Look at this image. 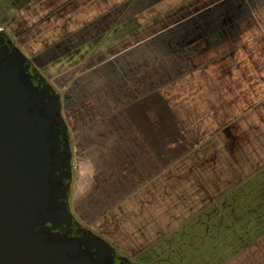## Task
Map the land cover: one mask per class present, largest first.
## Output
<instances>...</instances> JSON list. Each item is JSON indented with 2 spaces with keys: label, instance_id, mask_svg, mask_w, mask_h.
I'll list each match as a JSON object with an SVG mask.
<instances>
[{
  "label": "crops",
  "instance_id": "0c3cea01",
  "mask_svg": "<svg viewBox=\"0 0 264 264\" xmlns=\"http://www.w3.org/2000/svg\"><path fill=\"white\" fill-rule=\"evenodd\" d=\"M25 1L9 3L6 9H0V17L11 11L21 12ZM177 1L180 2L178 6H183L184 0H31V6L35 5L29 11L32 22L25 24L30 31L18 30V34L27 52H39L37 63L53 69L56 75L59 74L56 71L59 60L79 57L78 53L85 49L81 53H84L81 57L85 61L60 72L64 75L62 78L68 80V83L64 81L62 94L64 118L73 137L78 135L80 138V151L83 152L81 139H85L86 144L84 154L79 153V188H94L95 193L92 192L94 189L90 190L93 202H97V195L107 196L103 201L112 203V206H120L122 202L132 199L133 203L143 207L155 202L157 197L165 198L168 195V201L172 203L174 200L172 206L176 212L178 206L181 210L183 203L188 201L190 206L186 220H192L189 224L193 225L207 214L214 213L216 203L223 204L221 209L225 207L223 201L227 198L223 191L228 190L231 184L223 175L226 176V171L241 175L246 157L251 155L247 154V145H250L249 137L255 129L247 125L248 116L254 115L257 122L264 123V0H206L213 9L219 3L227 5L224 6L225 14L221 13L223 20L230 18L238 27L239 47L233 51H223L221 69L224 78L236 75L239 97L232 101L234 98L231 100L230 95H223L222 106L218 107L231 106L237 108V112L229 114L222 110L221 115L214 110L209 112L203 118L208 116L217 125L211 131L202 129L200 133L182 131L183 110L178 116L166 114L168 109L162 98L158 101V113L151 110L150 97L146 98L151 89V70L145 76L142 69L137 71L135 67L132 68L130 45H127L129 42H141L145 47V42L150 38L147 39L148 35L145 34L135 35L132 28L135 21L143 23L144 28L149 30L150 24L142 22L145 12L155 7L166 8L168 4L171 7ZM43 13L48 15L47 19L38 22ZM211 24L214 26V22L208 23V26ZM120 41L125 49H114ZM250 43H253L252 48ZM236 57L237 64H233L232 60ZM104 58L107 60L99 63L101 61L98 60ZM90 59L98 61V64L95 67L90 64L80 70ZM76 68V78H69L70 72L74 73ZM95 75L99 78L91 81ZM62 78L54 83L59 84ZM136 80L140 84L139 97L143 99L132 102ZM227 85L230 86V83ZM223 87L227 88L225 85ZM200 93L198 88L191 101L196 105L199 101L207 102L208 107H216L218 96L215 98L212 95V99L206 98V101ZM176 103L181 106L184 101L177 98ZM221 123L224 127L220 126ZM230 127L234 131H230ZM256 130L264 135V124L256 127ZM259 146L262 149L261 141ZM206 170L210 171V178H204L208 175ZM250 174H243L245 181ZM187 179H191L189 194L183 193V182ZM238 179L241 181L240 177ZM200 180L205 182L201 187ZM197 201L201 205H197ZM216 212L218 216L222 215L220 210ZM80 218L83 221L81 215ZM151 218L154 220L153 213L147 219ZM149 223H143V228L149 226L153 230L154 223ZM108 226L100 225V229L95 228L93 232L118 251L108 236ZM153 234L156 231L153 230ZM247 245L244 243L239 250L247 248Z\"/></svg>",
  "mask_w": 264,
  "mask_h": 264
},
{
  "label": "rangeland",
  "instance_id": "374dc122",
  "mask_svg": "<svg viewBox=\"0 0 264 264\" xmlns=\"http://www.w3.org/2000/svg\"><path fill=\"white\" fill-rule=\"evenodd\" d=\"M13 1L15 0H0V9H6L7 5ZM204 2L207 3L206 0H184L183 6H178L180 2L177 1L171 7L168 4L166 8L155 7L149 12H145L142 22L150 24L149 30L145 29L143 23L141 24L138 20L135 21L132 28L135 35L145 34L150 40L145 42V47L141 42L127 44L130 45L132 68L135 67L137 71L142 69L145 76L149 73L148 70H151L149 75L151 79L150 94L146 96L145 93L147 99L150 97L151 110L154 109V113H158L160 98L166 102L168 109L166 114L178 116L183 110L182 120L184 122L181 123V129L184 132L191 130L200 133L202 129L211 131L217 124L213 123L214 120L209 119L208 116L206 118L203 116L213 110L218 115L222 114V110L229 114L237 112V108L226 106L222 109L218 105L222 106L221 99L225 94L230 95L231 100L234 98L232 101H236V98L239 97L238 87L235 85L237 83L236 75L231 74L224 78L221 69L224 60L223 51L227 52L230 49L233 51L239 47L238 27L234 25L235 21L230 18L223 20L221 13L225 14L224 6L227 5L219 3L213 9L209 3L202 4ZM209 13H214V15ZM212 22H214V26L212 24L208 26V23ZM3 27L5 34L9 35V27L6 25ZM120 34L122 33L120 32ZM123 44L120 41L114 46V49L124 50ZM252 47L253 43H250V48ZM24 49L27 50V47ZM82 52L78 53L79 57L59 60L56 65L58 66L56 71L59 73L57 75L52 72L53 69L49 70L45 66L41 72L45 77L57 82L64 76L60 72L69 67L73 68L78 62L85 61L83 60L85 58L81 57L84 55V53L81 54ZM22 53L25 56V52ZM106 60L104 58L98 61L102 63ZM98 61L90 59L86 65L78 68L81 70L90 64L95 67ZM237 61L236 57L232 63L237 64ZM119 62L122 64V60ZM78 68L66 77L76 78L77 75L74 76V74L77 73ZM92 77L91 81L99 78L96 75ZM59 81L61 82L56 88L63 94L65 82L68 83V80L62 78ZM62 82L64 83L61 85ZM229 83L230 86L227 85ZM139 85L136 80L132 102L143 99L142 96L139 97L141 95ZM223 85L227 88L223 89ZM198 88L201 90V98H210L212 95L216 98L218 96L215 108L211 106L209 108L207 102L199 101L196 105V102L191 101ZM144 92L146 91L142 93ZM177 98L178 100L182 98L184 104L178 105ZM184 98L187 100L185 101ZM145 108L147 109V107ZM177 119L180 120V118ZM215 119L217 120V115ZM263 124L257 122L254 115L248 116L247 125L255 129V131H251L250 141H248L250 145H247V154L251 155H247L241 175L239 172L234 174L229 171H226V176L223 175L231 185L228 190L223 191L224 197L227 198H224L226 201H223L225 207L221 209L223 204L216 203L214 209V211L220 210L222 215L218 216L216 211L211 212L193 225L189 224L192 220H186V213L190 206L188 201L186 204L183 203L181 210L178 206L175 212L176 208L173 209L172 206L174 200L172 203L168 201L166 198L168 195L165 198L157 197L155 202L145 203L146 205L143 207L133 203L132 199L122 202L120 206L117 204L112 206V203L103 201L107 199V196L102 197L101 195H97V202H93V198L90 196L92 192L95 193V189L92 188L94 189L92 191L90 188H79L77 170L79 168V153L82 152L79 148L82 147L78 148V143H80L78 135L73 137L71 133L74 153L73 175L74 172L76 174L74 178L72 177L73 181L70 185V214L84 229L96 231L95 228L100 229V225L109 224L107 231L110 234L108 236L115 243L118 249L117 253L131 264H264V135L263 132L258 134L256 130V127H262ZM220 126L224 127L223 123ZM230 131H234L233 128ZM260 141L262 149L259 146ZM81 142H83L82 154H84L85 139H81ZM248 151L251 152L248 153ZM245 172H251L247 181L243 176ZM205 173L208 175L204 178L211 177L210 171L206 170ZM199 174L202 179V169ZM239 177L241 181H238ZM190 180H184L183 193H191ZM201 181L199 187L205 184L204 181ZM113 189L115 188H111V190ZM85 190L87 191L84 192ZM155 196L157 195L155 194ZM148 205L150 206L147 207ZM197 205H201L199 201H197ZM152 213L154 220L147 219ZM178 213L179 215L175 217ZM147 221H150L151 224L154 223V227L157 229L153 227V230L156 231V234H153V230L149 226L143 228V223ZM244 243L249 244L248 247L239 250L244 246Z\"/></svg>",
  "mask_w": 264,
  "mask_h": 264
},
{
  "label": "water",
  "instance_id": "95a60500",
  "mask_svg": "<svg viewBox=\"0 0 264 264\" xmlns=\"http://www.w3.org/2000/svg\"><path fill=\"white\" fill-rule=\"evenodd\" d=\"M26 59L0 36V264H115L114 248L99 235L70 237L72 215L56 202L52 180L64 157L53 150L60 141L52 123L66 130L61 102L40 73L38 86L24 78ZM61 222L67 231L59 237L46 226Z\"/></svg>",
  "mask_w": 264,
  "mask_h": 264
},
{
  "label": "flooded vegetation",
  "instance_id": "af4514ba",
  "mask_svg": "<svg viewBox=\"0 0 264 264\" xmlns=\"http://www.w3.org/2000/svg\"><path fill=\"white\" fill-rule=\"evenodd\" d=\"M43 1V0H41ZM14 2V1H13ZM25 5H23V10L21 12H12L9 13H5L4 16L0 17V23L9 27V35L5 34L4 32V27H1L0 30V36L4 37L5 39V43L8 45L9 47V52L12 51L13 48L19 50L21 53L24 51L25 52V56L27 57V59L25 60L26 64H29V69L27 70V72L24 74V78L31 82V84L33 86H38L39 84V80H37L36 78V73H40L42 76H44L43 72H41L42 68L44 66H40L37 61H36V56L38 55L39 52L34 53V52H27V50L24 49L23 45L20 43V36L18 34V30H25L26 31H30L29 27H26V23L28 22H32L30 21V15H32V13L29 15V11L35 6L32 4L31 6V0H26L25 1ZM12 3V2H11ZM43 16L41 17V19L38 22H43L47 19V14L43 13ZM2 21V22H1ZM1 24V25H2ZM12 24L15 25V27H11ZM25 25V26H24ZM17 27V28H16ZM16 28V30L14 29ZM226 28V27H225ZM29 53V54H26ZM23 54V53H22ZM46 82L50 84V89L49 92L52 95L53 93L58 94L59 98H60V102H61V109H60V120H63L66 123V130L64 131L61 126L57 123V122H53L52 123V128L57 129L58 130V136H59V141L60 143L54 145L53 150H56L57 152H62L64 154V157L62 159V164H61V168L58 172H55L52 174V180H56L57 181V185L60 187V192H59V198H57L56 202H66L67 204V208L70 210V205H69V200H70V185L72 183V177H73V138L70 136L71 132H69V128L67 125V122L64 118L63 115V109H64V105H63V98H62V93L59 92V90H57L56 87L59 86V84L57 85L56 83H54L52 80H50L49 78L45 77ZM42 83V82H40ZM67 147L68 150L70 151V154L67 152ZM70 175V176H69ZM46 226L48 229H50V232L53 233L56 236H62L63 234L66 233L67 228L64 225V223H60L58 226H56L55 228L51 227V224L46 223ZM70 228L72 229V232L70 233V237L73 238H78V237H82L83 234L86 231H92L89 229H84L82 227V225L80 223L77 222V220H75L73 217L71 219V224H70ZM93 232V231H92ZM117 257L115 259V264H131L126 258L121 257L116 251H115ZM119 256V257H118Z\"/></svg>",
  "mask_w": 264,
  "mask_h": 264
},
{
  "label": "built area",
  "instance_id": "2783aa9c",
  "mask_svg": "<svg viewBox=\"0 0 264 264\" xmlns=\"http://www.w3.org/2000/svg\"><path fill=\"white\" fill-rule=\"evenodd\" d=\"M0 30H1V27H0Z\"/></svg>",
  "mask_w": 264,
  "mask_h": 264
}]
</instances>
